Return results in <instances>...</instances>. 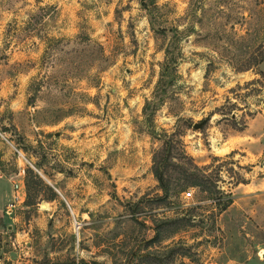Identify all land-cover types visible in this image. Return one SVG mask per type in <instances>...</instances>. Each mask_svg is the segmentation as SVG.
Here are the masks:
<instances>
[{"label":"rangeland","instance_id":"374dc122","mask_svg":"<svg viewBox=\"0 0 264 264\" xmlns=\"http://www.w3.org/2000/svg\"><path fill=\"white\" fill-rule=\"evenodd\" d=\"M263 46L264 0H0V264H264Z\"/></svg>","mask_w":264,"mask_h":264},{"label":"crops","instance_id":"0c3cea01","mask_svg":"<svg viewBox=\"0 0 264 264\" xmlns=\"http://www.w3.org/2000/svg\"><path fill=\"white\" fill-rule=\"evenodd\" d=\"M249 127H247L246 131H250V123L248 124ZM255 136V138L257 139V141L261 144V142L264 144V130H259V131H255L253 133ZM252 183V182H251ZM250 183V184H251ZM255 184L258 185V187L260 185H264V177L259 178L256 180V182H254ZM12 194V189H9V184L7 181V178L2 175L0 173V220H3L4 218V212L6 210V206L8 204V201L11 199V195Z\"/></svg>","mask_w":264,"mask_h":264},{"label":"trees","instance_id":"16d2710c","mask_svg":"<svg viewBox=\"0 0 264 264\" xmlns=\"http://www.w3.org/2000/svg\"><path fill=\"white\" fill-rule=\"evenodd\" d=\"M262 58H264V46H263V48H262ZM166 167H168V165L166 166ZM155 175H156V177L158 178V180H161L162 178H161V173L157 170V169H155Z\"/></svg>","mask_w":264,"mask_h":264},{"label":"built area","instance_id":"2783aa9c","mask_svg":"<svg viewBox=\"0 0 264 264\" xmlns=\"http://www.w3.org/2000/svg\"><path fill=\"white\" fill-rule=\"evenodd\" d=\"M16 187L18 188V184H16ZM184 193V197L187 198L191 195V192H183Z\"/></svg>","mask_w":264,"mask_h":264},{"label":"bare ground","instance_id":"6f19581e","mask_svg":"<svg viewBox=\"0 0 264 264\" xmlns=\"http://www.w3.org/2000/svg\"><path fill=\"white\" fill-rule=\"evenodd\" d=\"M262 254H264V252H262Z\"/></svg>","mask_w":264,"mask_h":264}]
</instances>
